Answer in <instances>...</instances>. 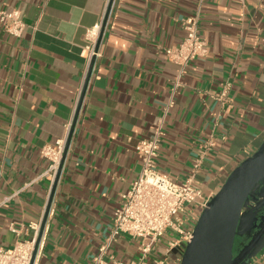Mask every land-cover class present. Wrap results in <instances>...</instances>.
I'll use <instances>...</instances> for the list:
<instances>
[{"label": "crops", "instance_id": "obj_1", "mask_svg": "<svg viewBox=\"0 0 264 264\" xmlns=\"http://www.w3.org/2000/svg\"><path fill=\"white\" fill-rule=\"evenodd\" d=\"M109 2L0 0V11L20 9L27 25L15 37L0 23V247L30 239L29 224L43 219L55 177L41 150L67 141L81 104L40 264H90L108 240L122 194L141 170L136 145L154 134L179 72L165 48L183 41L185 17L199 11L207 54L190 62L165 116L159 169L184 181L211 137L196 180L214 196L264 141V0H113L90 69L85 35ZM226 84L224 105L215 95ZM254 194L264 205V182ZM173 237L161 238L149 264L166 256ZM139 244L123 234L108 253L130 262ZM182 253L171 249L168 264H180ZM245 264H264V240Z\"/></svg>", "mask_w": 264, "mask_h": 264}, {"label": "built area", "instance_id": "obj_2", "mask_svg": "<svg viewBox=\"0 0 264 264\" xmlns=\"http://www.w3.org/2000/svg\"><path fill=\"white\" fill-rule=\"evenodd\" d=\"M202 1L199 0L200 3ZM199 19V11L185 17L182 20L186 32L183 41L165 48L168 58L179 66V72L168 103L164 107L163 117L156 126L154 134L151 137L140 139L136 145V151L141 159L140 173L130 189L122 194L121 205L114 212L112 230L108 240L100 246L90 264H149L153 249L165 234L172 232L174 237L166 249V256L154 258L152 261L153 264H168L167 254L171 249L182 247L184 252L202 211L212 198L204 193L196 180V175L209 151L215 146V141L211 137L200 145L193 159L192 170L182 182L159 169L157 163L160 143L165 134L164 119L175 105V94L181 85V79L190 62L207 54V43L199 34ZM103 22L104 18L86 32L89 64L98 54L97 43ZM0 23L8 34L15 37H20L27 26L18 8L0 11ZM229 85L226 84L222 91L215 95L216 99L224 105L229 103ZM225 138L224 135L223 139ZM65 145L66 139H59L54 145H46L41 150V154L51 160L50 174L54 177ZM10 229L20 235L23 228L20 229L11 224ZM27 229L33 230L30 239L18 240L12 247H0V264H40L47 239L48 225L45 224L42 229L41 220L30 223ZM123 234L140 240L138 259L125 262L108 253L111 242L116 241ZM181 259L182 256L178 257V263Z\"/></svg>", "mask_w": 264, "mask_h": 264}, {"label": "water", "instance_id": "obj_3", "mask_svg": "<svg viewBox=\"0 0 264 264\" xmlns=\"http://www.w3.org/2000/svg\"><path fill=\"white\" fill-rule=\"evenodd\" d=\"M112 2L113 0H110L106 11L97 49L107 23ZM94 62L95 57L91 60L90 69H92ZM80 105L77 108L55 176L53 189L42 219V229L47 222ZM263 182L264 141L253 154L233 169L220 190L212 196L195 225L192 238L183 252L180 264H245L246 260L253 255L264 240V205L256 204L258 201L254 194ZM238 235L248 236L249 241L235 255L234 244ZM39 239L40 237L37 239L36 247Z\"/></svg>", "mask_w": 264, "mask_h": 264}, {"label": "rangeland", "instance_id": "obj_4", "mask_svg": "<svg viewBox=\"0 0 264 264\" xmlns=\"http://www.w3.org/2000/svg\"><path fill=\"white\" fill-rule=\"evenodd\" d=\"M246 241H249L248 240V236H246V235H244V236L238 235L236 237L235 244H234V252L237 251V249L239 248L240 243H243V242H246Z\"/></svg>", "mask_w": 264, "mask_h": 264}, {"label": "flooded vegetation", "instance_id": "obj_5", "mask_svg": "<svg viewBox=\"0 0 264 264\" xmlns=\"http://www.w3.org/2000/svg\"><path fill=\"white\" fill-rule=\"evenodd\" d=\"M247 243L248 241L240 243L239 248L237 249L236 252H234V254L237 255Z\"/></svg>", "mask_w": 264, "mask_h": 264}]
</instances>
